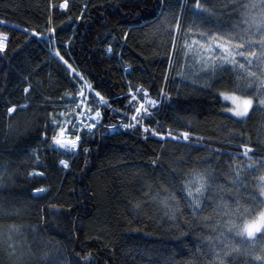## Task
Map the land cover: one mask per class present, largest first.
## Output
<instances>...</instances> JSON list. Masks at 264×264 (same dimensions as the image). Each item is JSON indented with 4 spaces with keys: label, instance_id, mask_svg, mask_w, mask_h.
<instances>
[{
    "label": "trees",
    "instance_id": "trees-1",
    "mask_svg": "<svg viewBox=\"0 0 264 264\" xmlns=\"http://www.w3.org/2000/svg\"><path fill=\"white\" fill-rule=\"evenodd\" d=\"M51 2L55 8L50 10L49 0H0V20L6 22L0 31L9 37L6 53H0V264H84L85 253L90 264H208L193 254L198 238L211 229L202 220L194 222L183 207L187 219L170 220L159 197H150L157 191L168 195L163 189L176 176L173 166L177 172L194 165L202 170L208 160L215 167L207 171L226 183L221 168L248 163L239 156L242 143L264 155V109L242 121L225 112L218 90L230 89L234 77L221 74L223 80L218 75L212 87H204L202 72L190 74L198 68L193 60L180 68V44L169 65L171 38L161 31L160 20L167 14L174 24L172 13L183 11L187 25L194 19L187 0H167L172 12L166 13L160 0H69L65 11L59 9L61 0ZM212 2L219 5L216 15L205 14L206 19L230 26L228 16L238 17L224 10L223 0H207L205 6ZM69 65L105 96L111 109L102 108V123L95 135H84L77 154L58 155L47 150L49 113L57 116L76 96L80 79L70 75ZM138 85L161 101L152 126L159 120L161 132L189 131L188 142L160 141L150 132L142 136L138 127L108 130L109 124L129 122L128 88ZM13 105L16 110L9 115ZM46 124L48 139L41 143ZM35 149L39 164L33 162ZM62 158L69 161L68 169L58 164ZM33 169L44 175L29 178ZM35 187L46 192L34 195ZM181 187L177 178L178 196ZM206 195L205 214L214 217L215 192ZM244 259L240 256L239 264Z\"/></svg>",
    "mask_w": 264,
    "mask_h": 264
},
{
    "label": "snow or ice",
    "instance_id": "snow-or-ice-1",
    "mask_svg": "<svg viewBox=\"0 0 264 264\" xmlns=\"http://www.w3.org/2000/svg\"><path fill=\"white\" fill-rule=\"evenodd\" d=\"M160 2L162 13L172 12L167 0H160ZM187 2L192 4L194 9L191 13L194 19L187 25L184 22L183 11L172 13L174 24L167 14L160 20L161 31L171 38L172 48L168 53L169 65H172L177 45L180 44V52L183 55L180 68L184 69L189 61L193 60L198 68L192 69L190 74L202 72L204 87H212L210 81L218 75L221 80H223L221 74L233 76L231 88L225 87L218 90L219 97L230 104L224 107L225 112L237 118V121L246 120L252 111L264 109V0H244L243 3H240V0H223L222 6L226 12H238V17L228 16L230 26H221L219 20L213 23L205 18V14L216 15V9L219 6L217 2H212L210 6H205L207 0H194V3L193 0H187ZM68 7L69 0H61L59 9L65 11ZM183 7L184 3H181V8ZM54 8L55 4L49 0V9ZM80 18V16L76 17L77 20ZM49 21L51 22V16ZM4 23H6L4 20H0V24ZM24 31L27 32L28 29ZM49 31L54 29L50 27ZM33 35L36 33L33 32ZM126 37L127 33H125ZM8 40V34L0 31V53H6ZM107 51L112 52L111 45ZM56 55L59 56V52ZM124 70L127 72L128 67ZM74 75L80 76V73L74 72ZM165 76L167 77V72ZM80 79L83 80V77L80 76ZM241 81L244 82L243 88ZM84 87L88 88L89 93L94 92L95 99L84 93ZM254 88L256 92H252ZM24 92L28 93L29 87H25ZM68 95L72 94L68 93ZM75 95L79 99H72L71 105L66 106L71 107L70 112L62 110L58 116L49 113L52 135L47 150L56 152L58 155L77 154L84 135H95L94 130L102 123L104 115L102 108L111 109L105 96L95 91L87 81L80 85ZM160 95L165 96L163 89ZM127 99L126 110L132 108L133 111L128 116L129 122L121 123L120 127L124 129L138 127L142 136L150 132L160 141H164L166 137L177 142L181 139L185 142L189 141L191 135L189 131H180L177 134L169 129L167 132H161L159 120L155 122V126H152L151 118L156 115L155 110L161 101L151 98L147 88L138 85L133 89L129 86ZM20 107L23 109L27 105ZM15 110L16 105H13L8 107L7 112L11 115ZM146 118H148L147 123ZM106 127L111 131L116 126L109 124ZM84 129H87V133ZM47 131L46 124L44 130L40 132L41 143L47 142ZM240 147L243 151L239 153V156L248 163L245 165L230 162L227 171L221 168L220 171L226 183L219 182L207 171L209 166H215L205 160L202 170L200 166L194 165L188 172L183 170L177 172L176 166H173L172 171L176 173V176L170 177L169 188L163 189L168 192V195L160 196V192L157 191L150 197L153 200L159 197L158 203L166 209L165 215L170 220L177 223L181 219L186 220L187 217L182 211L183 207L190 210L188 215L194 222L202 220L204 226L211 229L209 233L198 238L200 242L193 254V259L196 253H199L208 260V264H239V257L243 256L245 258L243 264H264V155H257L256 150L247 143H242ZM39 151V149L34 150V164L40 162ZM83 151L87 153L88 149L84 148ZM260 151L264 152V148ZM236 160L235 155L231 157V161ZM155 163L154 160L153 164ZM58 164L64 169L69 168L67 159H59ZM27 175L33 178L43 176L44 172L33 169ZM177 178L182 184L179 189L182 195L179 196L175 190ZM210 189L215 192L212 197L214 217L205 214L207 206L204 201L208 198L206 194ZM44 192H46L44 187L33 188L34 195ZM134 206L138 208L140 204L137 203ZM50 207L56 206L50 205ZM213 220L214 223H208ZM236 237L239 239L237 240ZM9 247L11 248L12 245L10 244ZM47 255L45 253V258ZM81 260L84 264H90V254H83ZM61 264L65 262L62 261Z\"/></svg>",
    "mask_w": 264,
    "mask_h": 264
},
{
    "label": "rangeland",
    "instance_id": "rangeland-1",
    "mask_svg": "<svg viewBox=\"0 0 264 264\" xmlns=\"http://www.w3.org/2000/svg\"><path fill=\"white\" fill-rule=\"evenodd\" d=\"M68 67V69H69V72H70V75H72V77H74V72H77V71H72L71 70V67H69V66H67ZM81 76V75H80ZM80 76H77L79 79H80ZM85 83V80L83 79V80H81L80 79V81L77 83V85H78V89H79V87H80V85H83ZM83 91H84V93L86 94V95H89L90 96V98H92V99H95V94H94V92L93 93H89V90H88V88L87 87H84L83 88ZM152 98V97H151ZM67 99L68 100H70V97H67ZM74 99H79V97H74ZM154 99V98H153ZM221 100V102L222 103H224V105L225 106H230V104L228 103V102H226V101H223L222 99H220ZM69 105H71V104H67V105H64V108L62 109V110H67V111H71V107H66V106H69ZM255 106V105H254ZM62 110H60V111H62ZM59 111V112H60ZM59 112H58V114H59ZM58 114H57V116H58ZM228 114H230V113H228ZM231 115V114H230ZM235 118V117H234ZM84 132H86L87 133V129H84ZM165 132H167V130L165 129ZM175 132H178V131H175ZM177 134H179V133H177ZM192 136H194V135H192ZM156 139H158L159 140V138L158 137H155ZM166 139H168V138H166ZM182 140V139H181Z\"/></svg>",
    "mask_w": 264,
    "mask_h": 264
},
{
    "label": "bare ground",
    "instance_id": "bare-ground-1",
    "mask_svg": "<svg viewBox=\"0 0 264 264\" xmlns=\"http://www.w3.org/2000/svg\"><path fill=\"white\" fill-rule=\"evenodd\" d=\"M120 124L121 123H117L115 126V128L113 129V130H117V129H120V130H122L121 128H120ZM167 131L169 130V129H166Z\"/></svg>",
    "mask_w": 264,
    "mask_h": 264
},
{
    "label": "built area",
    "instance_id": "built-area-1",
    "mask_svg": "<svg viewBox=\"0 0 264 264\" xmlns=\"http://www.w3.org/2000/svg\"><path fill=\"white\" fill-rule=\"evenodd\" d=\"M158 107H159V105H158ZM121 125V124H120ZM122 130H126V129H124L123 127H120ZM167 138V137H166Z\"/></svg>",
    "mask_w": 264,
    "mask_h": 264
}]
</instances>
